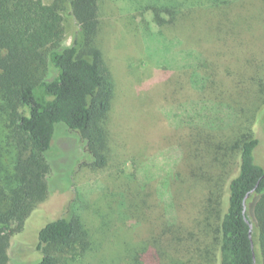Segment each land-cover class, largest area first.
<instances>
[{
  "label": "trees",
  "instance_id": "16d2710c",
  "mask_svg": "<svg viewBox=\"0 0 264 264\" xmlns=\"http://www.w3.org/2000/svg\"><path fill=\"white\" fill-rule=\"evenodd\" d=\"M101 1L0 0V264L10 262L12 238L28 241L26 224L43 214L37 209L49 195V153L59 131L87 143L92 167L106 163L102 152L110 139L115 82L99 43ZM147 9L153 10L161 34L180 18L176 4ZM67 19L77 26L70 44ZM189 55H194L192 86L204 92L207 61L201 54ZM239 112L235 103L212 98L181 102L167 112L175 129L209 136L175 148L178 170L174 158L163 168L153 160L141 169V182L148 198L160 204L163 220H150L156 230L140 246L139 264H165V254L185 243L187 232L170 190L174 184L200 190L207 219L217 214V264H264V166L255 158L260 141L245 132L228 136L236 132ZM43 221L34 235L41 256L37 264H60L55 253H69L85 241L74 214Z\"/></svg>",
  "mask_w": 264,
  "mask_h": 264
},
{
  "label": "rangeland",
  "instance_id": "374dc122",
  "mask_svg": "<svg viewBox=\"0 0 264 264\" xmlns=\"http://www.w3.org/2000/svg\"><path fill=\"white\" fill-rule=\"evenodd\" d=\"M152 4H176L177 24L161 34L153 10L147 9ZM101 22L99 43L115 82L110 139L102 152L106 163L92 167L85 141L63 131L56 134L49 153V195L37 209L43 214L26 224L28 241L12 238L9 264H37L41 256L34 235L43 219L73 214L85 241L69 253H55L60 264H139V248L156 230L150 220H163L160 204L148 198L141 169L153 160L163 168L174 158L178 170L175 148L209 136L174 128L167 112L178 103L200 98L235 103L240 120L228 136L245 132L256 137L255 158L264 166V0H102ZM66 24L70 44L77 26L69 19ZM195 53L208 65L202 70L209 78L204 92L191 83L194 55L189 54ZM149 187L152 192L154 185ZM170 190L187 235L174 254H165V264H217V214L207 219L200 190L176 184Z\"/></svg>",
  "mask_w": 264,
  "mask_h": 264
}]
</instances>
